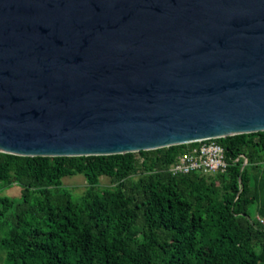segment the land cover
<instances>
[{"label":"water","instance_id":"1","mask_svg":"<svg viewBox=\"0 0 264 264\" xmlns=\"http://www.w3.org/2000/svg\"><path fill=\"white\" fill-rule=\"evenodd\" d=\"M263 131L264 0H0V153Z\"/></svg>","mask_w":264,"mask_h":264},{"label":"trees","instance_id":"2","mask_svg":"<svg viewBox=\"0 0 264 264\" xmlns=\"http://www.w3.org/2000/svg\"><path fill=\"white\" fill-rule=\"evenodd\" d=\"M217 142L230 163L224 173L165 172L186 147L171 146L139 152L156 153L160 170L130 185L124 179L135 170V153H0V189L12 182L23 187L19 200L0 197L5 264H264V223L252 220L255 203L264 218V167L253 179L248 170L264 152V131ZM76 173L90 185L80 198L47 188ZM100 176L120 183V189L97 192Z\"/></svg>","mask_w":264,"mask_h":264},{"label":"rangeland","instance_id":"3","mask_svg":"<svg viewBox=\"0 0 264 264\" xmlns=\"http://www.w3.org/2000/svg\"><path fill=\"white\" fill-rule=\"evenodd\" d=\"M253 139H258V136H254ZM188 149V146L184 148L182 152H185ZM181 152V153H182ZM156 153H148L147 156H143L140 153H135L134 158L136 160L135 170L130 174V176L124 179L129 185L139 182L141 179L146 178L149 175H152L159 171V166L155 163ZM264 167V152H261L259 157L256 158L253 166L248 168L250 172V177L253 179L256 176H259ZM16 173L12 170L9 173L10 178L13 180ZM90 187L87 179L83 173H76L73 175H66L61 179V185L56 186L52 183H49L47 188L51 191L59 188L61 190H66L73 199H78L83 196L88 188ZM120 183L114 181L108 176H100L96 186V191L101 192L103 190H118L120 189ZM23 187L17 182H12L9 185H6L0 189V197H7L11 199H21ZM259 219L260 221L264 218L261 217L258 213V204L255 203L252 205V220ZM254 248L257 251L261 250V244L259 241L254 243ZM6 256L5 251H0V264H5Z\"/></svg>","mask_w":264,"mask_h":264},{"label":"built area","instance_id":"4","mask_svg":"<svg viewBox=\"0 0 264 264\" xmlns=\"http://www.w3.org/2000/svg\"><path fill=\"white\" fill-rule=\"evenodd\" d=\"M188 149L180 154L164 171L173 176L186 175L193 172L214 175L224 173L230 166L225 149L210 139L197 143L187 144ZM243 157V156H241ZM245 159L243 167L246 165ZM264 223L263 220H261Z\"/></svg>","mask_w":264,"mask_h":264}]
</instances>
